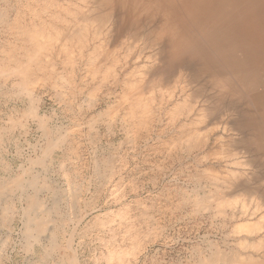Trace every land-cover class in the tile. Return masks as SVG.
<instances>
[{"label":"bare ground","instance_id":"6f19581e","mask_svg":"<svg viewBox=\"0 0 264 264\" xmlns=\"http://www.w3.org/2000/svg\"><path fill=\"white\" fill-rule=\"evenodd\" d=\"M32 2L20 5V8L25 10L24 13H29L31 17L27 25L21 23L19 11L11 22L7 23L4 22L5 19L2 20L12 36H15V43H11V46H9L10 50L1 49L5 57L0 59V78L12 79L11 91L13 93L10 92V95L23 96L29 101L28 107H25L23 113L21 112L23 119L22 117H20L21 119L18 117L12 118L11 115L7 118L9 123L14 126L17 124L23 125V120H31L32 123H35L36 129L41 131L40 139L43 141L41 148L39 149L38 147V150L33 149L32 155L28 157L29 163H31H28V166L31 165L30 168H23L13 178L0 182L1 197L3 192L7 189L10 190V188L20 191L18 201L20 205L25 204V207H19V218L23 222L22 233L25 235L24 238H26L27 244L30 246L39 242L38 236L46 233L44 231L48 228L47 225L49 222L52 224L53 217L58 215L55 205L48 208L44 199L45 195L41 194L44 190L47 194L56 193L52 182L50 184L47 183L48 180L45 181L46 177L44 180L39 175L40 173H33V168L31 167L34 165L40 167L48 163L50 159L52 160L54 151L56 149L60 150L64 145V140L67 138H65L64 133L67 130L62 131V128L49 124L52 116L49 117L45 113H40L42 97L36 95L35 90L40 85L43 87L45 83H49L50 88L59 89L60 91H66L65 86L67 85V90L72 92L74 88L76 90L79 86H74L72 75L74 66L77 64L81 65L83 69L79 68L80 71L82 69L85 76L93 78L102 73L101 68L105 65L108 58H115V49H125L127 54H123H125L124 61L126 63L121 68V77L117 75L118 77L116 78V73L113 69L116 62L112 61L114 66L112 62L111 64L109 63L112 67L107 64L108 66H105L106 69L102 77H100L102 80H100L104 81L113 76V84L120 85V98L117 108L122 109L120 118L123 124L125 123L128 126L127 130L130 131L129 134L132 137H138L136 132L139 127L146 130L149 129L156 118H154L156 113L153 110L156 106L161 110L160 112H163L164 118L168 122L174 123L181 119L178 128L179 132L175 141L173 140L172 142L180 146L185 145L188 149L197 148L208 143L211 130L221 128L223 130L222 135H218L212 142L217 145V150H212V156L223 159L227 155L229 158L232 155L231 152L234 151L233 146L229 147V144L227 146L222 140L224 139L223 135H226L228 140L231 134H226L230 131L229 125L232 122L229 113L237 109V106L234 105L236 101L239 102L237 105L241 104L239 105L241 109L245 108L243 111L248 115L246 118L243 115L242 123L244 128L251 130L250 135L245 140L248 142V150L254 151L251 154L253 156L251 163H253L254 166H252L255 170L259 169L258 179L260 177V183L248 188L255 193L258 201L251 194L245 195V192L251 191L246 189L244 185L241 188L242 194H239L240 197L238 196L239 199L232 197L231 194L234 195V188L238 185V179L242 173L234 175V171H236L234 169V171L229 170L221 174L216 173L212 167L202 171L203 174L201 175L200 173L199 178L206 177L209 182L208 186H213L219 192L217 196H209L208 190V194H205V191L204 194L202 193L204 196H199L197 192L189 190V194L185 193L187 196L184 201H190L192 206L197 209L200 208V210H215L216 214L221 213L220 215L223 214L222 216L231 212V218L236 217L235 212L239 209V216L237 217L241 219L242 223L236 224L233 230L234 233L243 232V235L245 234L243 238L238 240V244L249 254H239L237 253L238 251L233 253V255L226 254L227 252L223 254L224 251L222 252L215 246L219 252L216 251L217 253L214 256V260L217 263L264 264V0H65L58 4L55 0H32ZM102 12L105 13L104 16H100L103 15ZM2 15H0V18L6 17L5 14ZM18 42H20L21 46L17 44ZM130 44L134 47L128 52ZM158 46H161V50H156ZM135 47L138 49L135 59L141 62L130 69V65L128 66L127 62L131 58V54H135ZM146 49L150 51L148 50L149 54L145 55ZM156 55H159V58L163 61L162 65L157 69H146V64L143 62L145 57L148 60L152 58L151 63H153L156 60ZM180 56L184 59L180 60ZM167 58L172 60L167 62ZM59 66L63 68L72 66L73 69L71 71L65 70L66 72L63 70L65 72L63 74L58 71ZM180 67L186 68L191 73L190 76L188 73V76L192 77L191 79L197 77L201 81V85L194 91L190 85L188 90L191 93H189L185 89V87L188 88V85H185V82L183 85L176 79L177 82L182 84L179 86L178 96L168 107L161 108L163 97H160V102L154 101L153 97L154 89H157L154 87L155 83H160L158 89L167 90L165 92H168L171 98L172 94L170 91L172 86L166 87L165 84V86H162L163 78L170 75V73L173 74L176 70L178 71ZM180 71H183V69ZM180 71L176 73V78L179 77ZM83 82L85 80H83L82 76L81 83ZM70 92L69 95L71 94ZM203 92L208 94L206 96L201 95ZM91 93H89L90 96ZM58 94L57 96H60ZM110 94L111 91L109 89L107 95L109 96ZM61 95L63 96V93ZM92 95L94 96L95 94L92 93ZM225 103H229L227 107L233 105L232 108L228 109L224 105ZM85 105L89 108L96 106L92 102ZM204 110L205 112L206 110L208 111L210 119L208 120L210 123L206 121L209 123L208 127H205L207 115L203 114ZM110 113L108 108L105 114L109 119L112 117ZM102 114L104 113L90 116L91 118L87 121L89 129L91 122L94 123L101 120ZM237 114L239 113L237 112ZM259 122H261V125ZM200 129L206 131L200 133L202 131ZM89 141L91 142V140ZM94 149L96 148H93L91 152H87L84 157L92 162L91 167L93 168L92 175L94 179L96 181H99L97 179H103L104 183H108L112 173H110V170L113 171L112 164H110L111 162L108 159L109 156L106 157L101 153L103 151L100 150L101 152H98ZM229 149L231 152H229ZM62 150L64 149L62 148ZM69 150L72 151L73 149ZM75 152L76 150H73L71 153L76 154ZM236 153L238 158L241 152L235 151ZM235 154L233 155L235 156ZM111 156L113 157L114 155ZM231 162L232 164H234L233 162H238L239 164V160ZM252 166L250 167L253 168ZM251 168L250 170H252ZM3 169L5 170V168ZM108 169L109 173L107 174ZM250 172L246 174L243 172L247 179L249 177L247 174ZM244 176L241 175V177ZM100 184L103 186V183L100 182L98 186ZM194 190L196 189L194 188ZM238 190L240 189L235 191L238 192ZM71 191L73 193V188ZM184 191L186 190L184 189ZM230 196L234 199L229 198ZM70 198L71 201L76 200L74 195ZM246 198H249V200ZM10 203H6L5 207H2L3 212L2 214L0 213V216H3L4 219L12 217V213L8 215L10 214L9 212L14 210V208L9 206ZM91 204L93 205V203ZM85 206L87 207L88 205ZM128 207H130L128 203L124 204L112 217L108 214L107 220L103 221L98 218V222L95 220L98 224L95 227L98 228L99 226L102 230H108L107 232H109L111 231L109 227L114 222L113 219H119V223H115L118 226L117 230L112 234L111 246L107 244L106 253L100 256V260L104 264H138L139 256L152 242L151 237L153 235L151 233L153 232L148 231L149 233L147 232L146 235L139 237L140 232H138V229L140 227L137 226L138 220L136 221L133 214H130ZM54 234L51 235L55 236ZM116 236L120 237V242L117 246L112 243L116 241ZM50 240L55 246L54 238ZM52 242L50 243L52 244ZM49 248L52 250L54 247L49 246ZM250 252H254V254L256 252V255ZM63 257L65 258V256ZM209 262L211 263V261ZM212 262H214L213 259ZM68 263L76 264L75 257L68 258Z\"/></svg>","mask_w":264,"mask_h":264},{"label":"rangeland","instance_id":"374dc122","mask_svg":"<svg viewBox=\"0 0 264 264\" xmlns=\"http://www.w3.org/2000/svg\"><path fill=\"white\" fill-rule=\"evenodd\" d=\"M64 1L65 0H55L57 4ZM23 3L26 4L33 2L32 0H0V15H6V17H2V15V18H0V59L5 57L1 49L4 48L7 50L10 48L9 46H11V43H15V36H12L3 23L11 22L18 11L21 14L20 19L23 25H27L30 22L31 17L29 13H24L25 10L20 8V5ZM102 14L103 15L100 16L105 15L104 12H102ZM2 20H4V22H2ZM17 44L21 46L20 42ZM129 47L128 52L132 50L134 46L130 44ZM148 50L149 49H146L147 52L145 51V55L149 54L148 52L150 50ZM156 50H161V46H158ZM125 51V49H115V58H108L105 65L101 68L102 73L93 78L90 76L87 77L83 74L84 71L82 70L83 67L81 65L77 64L78 66H74V69L72 66L64 67L65 69L59 66L58 71L63 74L66 71H71L73 69L72 75L75 83L73 84L76 87L79 85L76 88L77 91L75 88L73 89L75 91H68L67 85L65 86L66 91H60L59 89L54 90L49 87V83H45L43 87L40 85L41 87L39 86L37 90H35L36 95L42 97L40 113H45L46 115H49V117L52 116L49 123L51 126L55 125L60 127L62 128V131L67 130L64 132L65 138L67 137L62 146L64 150H62V148L60 150L56 149L54 151L55 155L53 154L52 156L53 159H50L48 163L42 165L43 167L37 165L31 167L33 168V173H40L39 175H41V178H44V180L46 177L45 181L48 180L47 183L49 184L52 182L56 193L47 194L44 190L41 194L43 196L45 195L44 199L46 200V206L48 208L55 205L56 213L58 215L53 217L54 220L52 221V224L49 222V226L47 225L48 228L44 231L46 233L38 236L39 242L29 246L26 242V238H24L25 235L22 233L23 222L19 218L20 208L25 207V204L20 205L18 201L20 191L16 189L15 191L13 188L4 191L3 195L5 196H0V213L2 214L3 212L2 207H5V204H9L10 202L9 206L14 208V210L9 212L10 214L8 215H11L12 213V217H9L10 219L7 217L9 220L0 216V219H2L0 220V264H69L68 258H72L73 256L75 257L76 264H104V262L100 260V256L106 253L107 244L111 246L110 240L113 232L117 230L116 228L118 225L116 224L119 223V219H113L114 222L112 223V226L110 225L111 227H109L112 232H107L108 230H102L99 226L98 228L95 227L98 225L97 218L103 221L107 220L109 215L112 217V215L127 203L130 206L128 207L130 214H133L136 221L138 220L137 226L140 227V230L137 229L138 232L141 233H139V237L146 235L148 231L153 232L151 233L153 235L151 237L152 242H150L151 244L149 243L147 248L139 256L138 264H201V261L202 264H214L216 262L214 256L218 252V249L215 246H217L222 252L224 251L223 254L227 252L226 254L233 255V253H236L237 251L239 254H249V252H245V249L238 244V240L243 238L245 234L243 235V232L234 233L233 230L236 224L242 223V221H240L241 219L237 217L239 216V209L235 212L236 217L231 218V212L222 216L223 214L220 215L221 213L216 214L215 210L203 209V211L202 209L200 210V208L197 209L195 206H192L190 201H184V198L190 193L189 190L197 192L199 196H201L202 193L204 194V191L205 194L209 193V196H217L219 192L216 191L213 186H208V179L206 177L199 178L200 173L202 175V171L210 167H212L216 173L221 174H224L229 170L234 171V169L236 170L234 171V175H236V173H242L241 175L244 176L246 173L250 171L252 172L247 174L249 176H247L248 179L245 176L241 177L240 175L238 185L234 188V195L231 194L235 199H239V194H242L241 188L243 185L246 189L250 190L248 188L249 186H255L260 183V177L258 179L259 169L255 170L253 163H251V161H253V156L251 154L254 153V151L248 150V142L245 140V138L251 133V130L249 128H244V124L242 123L243 115L245 118L248 115L243 111L245 108L241 109V106H239L241 104L237 105L239 103L237 101L236 104L234 103V105L237 106V109L232 111L233 113H229L232 121L229 125L231 132L229 131L226 133H231L232 135L230 134L228 137L230 140H227L226 135H223L224 139H222L227 146L228 144L229 147L233 146L234 153L229 149V152H231L232 155L235 154V151L239 153L241 152L240 155L238 153L240 159L239 157H236L237 153L235 156L233 155L232 158H230L232 155H230L229 158L226 155L227 158L224 156L223 159L212 156L213 151L217 150V145H214L212 142L218 135H222L223 130L221 128H215L210 131L208 145L205 144L197 148L188 149L185 145L180 146L175 144L172 141H175L179 132L178 128L181 119L174 123L168 122V120L164 118L163 112H160L161 110L156 106L153 108L156 113L154 118H156L151 123L149 129L146 130L145 128L139 127L136 132L138 137H132L131 134H129L130 131L127 130L128 126L125 123L123 124V121L120 118L122 109L117 108L120 98V85L113 84V76H110L104 81H101L102 79L100 78L106 69L105 66L109 63L111 64L112 61L116 62L115 66L114 62H112L116 78L118 76L121 77V68L123 67V64L126 63L124 61V55L127 54ZM134 51L135 54H131V58L127 62L128 66L130 65V69L141 62L135 59L138 52L136 47ZM180 57V60L184 59L182 56ZM155 59L156 60L151 63L152 58L148 60L145 57L143 62L146 64V69H157L162 65L163 61L159 58V55H156ZM171 60L172 59L167 58V62H170ZM57 62L60 63L59 61ZM112 65L110 66L112 67ZM79 68H82L81 71ZM179 69H183L184 72ZM179 69L178 71L184 74L182 75L181 73L180 75L179 73L178 78H176V73H178L177 70V72H174L175 74L170 73V75L163 78L162 86H172V90L170 91L172 94L171 98L169 93L165 92L167 90L162 89V91L161 89H158L160 83H155L154 87L157 89H154L153 97L156 102H160V97H163L161 100L163 101V104L160 105L161 108H166L170 103L175 101V98L179 94V86L182 84L184 85V82L185 85H188V88L185 87L188 92L190 87L193 88L192 90L194 91L199 88V85H201V81L197 77H194V79L189 77L191 73H189L186 68L184 69L183 67H180ZM63 70L66 71L64 72ZM82 76L83 80H85L83 83H81ZM185 76V81H183V77ZM176 79L182 84L177 82ZM5 80L6 79L4 78H0V182L13 178L14 175L21 172V169L23 170V168H30L31 165L28 166V157L32 155L31 153H33V149L38 150L37 148L39 147L40 149L43 145V141L40 139L41 131L36 129L35 123H32L31 120H23V125L17 124L14 126L12 123H9L7 118L11 115L12 118L22 117L23 119L22 113L25 110V107H28L29 101L26 97L23 98V96L16 97L14 94L10 95V92H12V79L6 80V82ZM49 89L52 90L49 91ZM109 89L111 94L108 96L107 93ZM81 90L83 91L80 93ZM91 90L92 93L95 94L94 96L92 95ZM94 90L96 91L93 92ZM69 92L71 93L70 95ZM88 92L91 93V96ZM198 92L200 93L199 90ZM58 93H63V96ZM57 94L62 97L57 96ZM202 94L206 96L208 93L203 92L201 95ZM91 102L93 105L95 103L96 106L94 108L93 106L89 108L85 105ZM228 104L229 103H225L224 105L227 107ZM114 106H116L115 108L117 109H115ZM232 106L233 105L227 108L230 109ZM108 108L112 115L110 119L105 114V111L107 112ZM99 112L104 113L102 114L101 120L95 121L94 123L91 122L89 129L87 124L88 119L91 118L90 116L92 115L101 114ZM237 112L239 114H237ZM203 114L205 116L207 115L205 122H209L208 111L206 110L205 112L204 110ZM209 123H207L205 127H208ZM259 124L261 125V122H259ZM205 127L203 128L205 129ZM201 130L202 129H200V131ZM69 131L70 133H68ZM205 131L202 130L200 133ZM89 140H91V142ZM93 148H96L94 150L98 152L103 151L101 153L106 157L109 156L108 159L111 162L110 164H112L111 167L113 171L110 170V173H112L108 183H104L103 179H97L99 181L94 179L92 175L93 168L91 167L92 162L90 159L88 160L84 157L85 154L89 151L91 152ZM69 149L76 150V154L71 153L73 150L70 151ZM111 155L114 156L112 157ZM233 160H239V164L238 162H233L234 164H232L231 161ZM3 168H5V170ZM250 168L252 170H250ZM254 170L255 172H253ZM242 171L245 172V174H243ZM106 173H109V169ZM99 182L103 183V186H101L102 184L98 186ZM104 185L106 186L104 187ZM72 188L74 194L71 191ZM194 188L196 190H194ZM184 189L186 191H184ZM237 189H240L241 191L238 190V192H236ZM250 191L251 192H245V195L251 194L257 200L255 193L252 192V190ZM72 195L76 198V200H74L75 202L70 200ZM232 197L230 196L229 198ZM89 198L91 199L89 200ZM234 198H232V200ZM246 199L249 200V198ZM91 203H93V205ZM85 205H88L89 207H86ZM95 220L97 222H95ZM52 227L55 229H51ZM50 233L56 234H54L55 236H52ZM118 237L119 236H116V241L112 242L116 246L119 245L120 242V237L119 239ZM52 238H54V243H56L55 246L50 240ZM50 242H52L53 245ZM49 246L52 248L54 247L52 250L55 251L53 252L50 250ZM240 248L242 249L240 250ZM250 253L254 254V252ZM254 255H256V252ZM63 256H65L66 259ZM212 259L214 262H212ZM203 261H206L207 263H204ZM208 261H211V263H208ZM220 263L221 262H216L215 264Z\"/></svg>","mask_w":264,"mask_h":264}]
</instances>
